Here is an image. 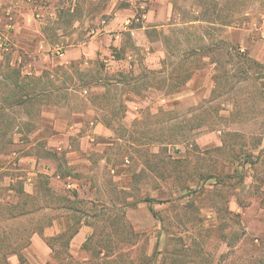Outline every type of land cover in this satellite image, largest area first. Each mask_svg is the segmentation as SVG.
Wrapping results in <instances>:
<instances>
[{
	"label": "rangeland",
	"instance_id": "rangeland-1",
	"mask_svg": "<svg viewBox=\"0 0 264 264\" xmlns=\"http://www.w3.org/2000/svg\"><path fill=\"white\" fill-rule=\"evenodd\" d=\"M0 9L37 20L21 30L18 66L8 38L0 49V155L27 145L43 111L94 109L112 131L85 174L71 175L78 190L39 176L49 190L35 202L17 193L4 204L0 184V264H264V0H0ZM94 34V57L60 62ZM40 39L44 48L31 49ZM191 78L192 92L172 100ZM22 79L36 93L19 106ZM128 93L138 96L132 113ZM12 165L0 180L23 173ZM52 220L63 230L44 235ZM35 233L51 249L45 262L21 247Z\"/></svg>",
	"mask_w": 264,
	"mask_h": 264
},
{
	"label": "crops",
	"instance_id": "crops-1",
	"mask_svg": "<svg viewBox=\"0 0 264 264\" xmlns=\"http://www.w3.org/2000/svg\"><path fill=\"white\" fill-rule=\"evenodd\" d=\"M9 17H4L0 9V41L8 40L11 45V60L9 65L14 68L18 66L21 62L20 54L27 52L24 50L25 46L22 45V29H28L33 26L37 21L36 18L27 11H20L18 16L11 17L13 19H8ZM149 17H147V20ZM12 21V22H10ZM12 27L13 30L8 31L7 28ZM95 34L92 36L91 41L87 45L77 46L73 48H68L59 54L60 62L66 63L71 59L81 58L82 56L94 57L97 54L98 46L95 39ZM8 38V39H7ZM43 41L40 39L39 42L31 49L34 51H40L43 47ZM8 44V43H7ZM0 49L5 51L8 49L7 46ZM52 50V46H47L46 53ZM110 61L115 63L116 58H110ZM58 64V63H57ZM115 70L121 72L128 71L132 68L129 65L127 67H115ZM25 71H21L23 75H30L29 66H25ZM132 72V71H131ZM196 80L194 78L189 79L177 92L173 93V99L179 98L181 94H190L192 88L196 86ZM179 95L176 97V95ZM135 96V99L132 97ZM137 95L128 93L125 95V100L129 110L132 113V109L136 108L133 103H137ZM160 104L167 105L171 98L159 97L157 99ZM130 102V103H128ZM139 103V102H138ZM129 104V105H128ZM47 111V109H46ZM54 111H51L53 114ZM94 109L87 108L82 113L72 112L71 114H59L50 118L42 112L41 119L36 127H33L29 133V142L23 149H8L0 155V170L6 167L14 168L12 165L16 163L19 168L16 170H22L19 175L15 177L5 176L0 180V184L7 186L4 190L2 203H12V201L17 199V193L15 185L19 187L23 193L34 195L37 191V186L39 183V176L44 177L47 183L50 185L52 183H61L65 188H75L83 184V180L74 179L71 177L75 172L79 174H85L84 169L91 164V155L96 153H102L109 143L105 137L112 134L111 129H109L101 120H97L94 116ZM45 115V116H44ZM96 115V114H95ZM39 141H43V153L39 154L35 147L38 145ZM15 141V146H17ZM19 143V142H18ZM56 156H63V160L60 162H55ZM64 168V169H63ZM15 169V168H14ZM66 170V171H63ZM16 182V184H14ZM9 185V186H8ZM10 200V201H8ZM48 209V208H46ZM63 225L68 222L65 217ZM63 230L61 226L58 225L57 220H52V223L47 226L43 231L44 235H54ZM82 231L76 233L75 239L80 236ZM73 238V239H74ZM38 234H33L29 239V242L23 249L28 250V246H35L38 249L37 255L29 258L36 263L45 262L50 259L51 249L43 240H41Z\"/></svg>",
	"mask_w": 264,
	"mask_h": 264
},
{
	"label": "trees",
	"instance_id": "trees-1",
	"mask_svg": "<svg viewBox=\"0 0 264 264\" xmlns=\"http://www.w3.org/2000/svg\"><path fill=\"white\" fill-rule=\"evenodd\" d=\"M24 77H25V76H24ZM24 79H25V78H24ZM26 79H27V78H26ZM33 82H36V81H31V83H33ZM31 83H30V81H29V82H25V81H23V79H22V81H18V82H16V83L13 85V87L15 88V90H16L17 93H19L20 91H21V93L23 92V93L20 95V97H18V99L14 101V104L19 105V106H20V105H23L28 99H30V98L36 93V92L34 93V90H32L33 87H30V86H29V84H31ZM35 84H36V83H35ZM32 86H34V83H33ZM25 88L31 90L32 93H29V91H22V90L25 89ZM3 101H4V100H3ZM2 108H4V107L0 105V109H2ZM45 182H47V180H46ZM40 190H41V191H48L49 189H48L47 186H46V187H44L43 185H39V186H37V191H36V193H35L36 196L39 194ZM18 193H21V194H22V196L25 198V201H27L28 199H30L31 201H34V202L36 201V200H35V198H36L35 195H30V194L23 193L22 190H21L20 188H19ZM25 201L23 200L22 202H20L21 205L24 204ZM13 207H17V205L15 204V205H13ZM13 207H12V208H13ZM33 231H35V230H33ZM75 231H76V230H74L72 233H75ZM27 243H28V242H27ZM27 243H26V242L23 243V244L21 245V247L26 246ZM5 259H6V258H5ZM4 264H8L7 260L4 261Z\"/></svg>",
	"mask_w": 264,
	"mask_h": 264
},
{
	"label": "built area",
	"instance_id": "built-area-1",
	"mask_svg": "<svg viewBox=\"0 0 264 264\" xmlns=\"http://www.w3.org/2000/svg\"><path fill=\"white\" fill-rule=\"evenodd\" d=\"M0 44H1V47H5L6 45L5 44H3L1 41H0Z\"/></svg>",
	"mask_w": 264,
	"mask_h": 264
}]
</instances>
